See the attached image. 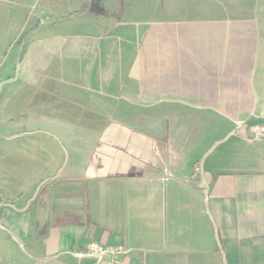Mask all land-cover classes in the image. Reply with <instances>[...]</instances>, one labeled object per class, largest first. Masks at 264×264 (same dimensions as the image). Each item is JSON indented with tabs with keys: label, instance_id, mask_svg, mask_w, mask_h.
Wrapping results in <instances>:
<instances>
[{
	"label": "crops",
	"instance_id": "obj_1",
	"mask_svg": "<svg viewBox=\"0 0 264 264\" xmlns=\"http://www.w3.org/2000/svg\"><path fill=\"white\" fill-rule=\"evenodd\" d=\"M142 1L87 49L35 40L22 61L10 45L3 82L45 67L14 138L60 148H0V264H89L90 242L129 264H264V0L129 21Z\"/></svg>",
	"mask_w": 264,
	"mask_h": 264
},
{
	"label": "rangeland",
	"instance_id": "obj_2",
	"mask_svg": "<svg viewBox=\"0 0 264 264\" xmlns=\"http://www.w3.org/2000/svg\"><path fill=\"white\" fill-rule=\"evenodd\" d=\"M108 1L0 0V148H33L36 141L37 148H60L55 145L56 142L51 144L47 135L33 137L31 134H27V137L14 138L18 133L31 131L28 128L31 117L29 103L33 99L35 91L29 87V84L41 82V74L44 73L45 67L38 68L33 76H28L25 67L22 66L17 76L16 72H13L10 74L12 79L3 82L6 79L1 76V71L8 67L9 63H7L6 57L10 45L15 42L25 45L23 61L26 52L35 40L45 41L58 38L57 43L62 44V47L80 42L84 49H87L91 44L103 43V40L117 34L115 27L121 21L120 16L125 12L124 8H120L123 6L122 1L126 0H119L117 5L111 8L108 7ZM197 1V3L182 2L183 7L177 10L180 13L163 15L162 10L156 8L155 3L143 0L137 8L130 9L131 14L127 17L134 23L182 20L194 17V15L197 16V19H208L213 11L208 6L211 0ZM217 2L220 3L219 0ZM193 4L197 5V8H191ZM245 11L249 13L253 10L246 8ZM49 42L55 44L54 40H48L46 43ZM17 63L20 64L19 61ZM61 64L67 67L70 65V61L63 62L57 55L54 67H59ZM37 67L41 66L37 65ZM10 160L12 157L3 161L6 163Z\"/></svg>",
	"mask_w": 264,
	"mask_h": 264
},
{
	"label": "built area",
	"instance_id": "obj_3",
	"mask_svg": "<svg viewBox=\"0 0 264 264\" xmlns=\"http://www.w3.org/2000/svg\"><path fill=\"white\" fill-rule=\"evenodd\" d=\"M132 250L124 246L109 247L97 242H90L81 252L76 254L80 260L89 264H129Z\"/></svg>",
	"mask_w": 264,
	"mask_h": 264
}]
</instances>
